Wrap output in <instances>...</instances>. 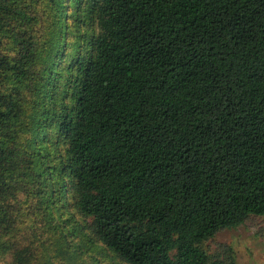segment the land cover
<instances>
[{
  "label": "trees",
  "instance_id": "16d2710c",
  "mask_svg": "<svg viewBox=\"0 0 264 264\" xmlns=\"http://www.w3.org/2000/svg\"><path fill=\"white\" fill-rule=\"evenodd\" d=\"M250 215L264 0H0V264H221Z\"/></svg>",
  "mask_w": 264,
  "mask_h": 264
},
{
  "label": "rangeland",
  "instance_id": "374dc122",
  "mask_svg": "<svg viewBox=\"0 0 264 264\" xmlns=\"http://www.w3.org/2000/svg\"><path fill=\"white\" fill-rule=\"evenodd\" d=\"M205 249L221 264H227V257L233 258V264H264V215H250L237 227L221 229L206 241Z\"/></svg>",
  "mask_w": 264,
  "mask_h": 264
}]
</instances>
